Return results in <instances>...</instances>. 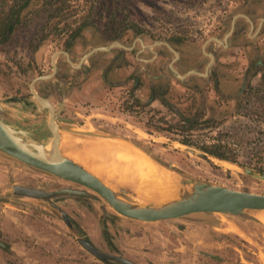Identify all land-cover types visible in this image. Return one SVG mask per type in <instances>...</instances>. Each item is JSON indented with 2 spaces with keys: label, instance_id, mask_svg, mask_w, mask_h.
Masks as SVG:
<instances>
[{
  "label": "rangeland",
  "instance_id": "374dc122",
  "mask_svg": "<svg viewBox=\"0 0 264 264\" xmlns=\"http://www.w3.org/2000/svg\"><path fill=\"white\" fill-rule=\"evenodd\" d=\"M234 1L239 0H72L75 14L67 22L60 21L50 27L49 23L54 25L58 18L49 22L45 0H29L21 22L7 40L0 41V99L5 108L0 109L5 114L2 116L17 127L36 132L43 142L49 143L52 135L48 127L49 111L30 96L29 85L35 77L51 70L54 54L67 46L71 34L79 32L76 28L83 21L86 25L73 43L75 56L86 48L107 45L118 33L130 41L134 30L143 33L148 40L174 42L182 51L187 69L192 61L198 60L204 40L214 33ZM12 2L0 0V4ZM247 42V37L241 40V43ZM256 44L264 47V35ZM247 50L232 48L222 59L224 64L230 65L227 72L236 77L234 84L224 89L228 96H220L213 84H205L200 78L189 84L169 79L172 88L166 93L167 98L188 116L185 118L196 124V128L187 131L178 125L182 117L158 101L137 109V114L129 112L123 103V88L108 85L102 79L101 69L93 70L88 78L81 75L80 86L68 87L76 78L63 59L61 63L67 72L64 96H59L57 78L51 82L38 79L36 86L53 95L49 101L57 109L56 119L62 136L65 131H73L96 140V145L116 141H111L110 136L122 137L183 175L264 193V179L243 173L239 167L225 161H206L186 151L179 142L185 136L199 145H226L234 162L264 174V73L250 80L242 96H234L250 60ZM110 56L111 52H102L92 60L104 65ZM170 58L166 53L159 58V63L167 66ZM127 60L132 61L135 69V60ZM55 61L56 66L59 65V53ZM144 79L146 81V77ZM143 91L147 98V89ZM59 98L63 99L59 102ZM202 98L204 102L200 105ZM59 110L63 112L60 118ZM198 144L192 147L203 151ZM77 151L81 153L80 148ZM48 173L0 150V264H121L105 263L84 248L79 242L81 236L69 228L61 211L50 202L13 192L14 184L58 187L59 179ZM96 196L98 204H91L89 210L74 211L76 220H72L100 249L97 238L82 227V222L91 223L89 226L101 224L100 237L110 241L114 235L104 233L109 232V226L118 224L120 230L116 234L128 249L122 252L110 243L106 251L126 254L138 264H264L262 213L195 212L180 219L149 224L119 215L104 198ZM114 215L119 218H113Z\"/></svg>",
  "mask_w": 264,
  "mask_h": 264
},
{
  "label": "flooded vegetation",
  "instance_id": "af4514ba",
  "mask_svg": "<svg viewBox=\"0 0 264 264\" xmlns=\"http://www.w3.org/2000/svg\"><path fill=\"white\" fill-rule=\"evenodd\" d=\"M226 11L227 13L222 16L223 21H219L214 33L209 35L204 40L200 49V57L198 60L192 61L187 69H185L187 64L186 60H183L182 58V51L180 48H178V46H176V44H174V42L163 39L148 40L143 33L136 32L134 30H132V32L135 34L130 41H126L122 35L118 33L111 38L107 45H98L86 48L82 50V53L79 56H75L72 49L73 43L81 34V30H79V32L71 38L67 46L58 51L59 65L57 64L56 69L54 70L52 64L51 70L49 72L41 74L34 79L40 76H47L42 79L49 82H51V80L54 78L59 79V96H64L63 84L65 81V73H67L61 63L64 59L66 61V66L70 67L74 71V77L76 78L75 81L69 82V84H67L68 87L80 86L81 82L79 79L81 75L85 78H88L93 70L101 69L102 79L108 85L111 87L123 88L122 92L125 93L123 103L126 104V108L129 112L137 114L139 112L137 109L144 108L148 105H153L155 101H158L162 106L173 111L174 113H177L180 117H188L185 116L186 114L177 108L175 104L171 102L166 96V93L170 92L172 88L171 83H169L170 78L177 79L183 84H189L191 81H193V79L200 78L205 84H213L214 90L220 96H228V93L225 92L224 89L232 86L236 77H231L230 73L227 72L230 65L224 64L225 61H222V59L229 55L228 51L232 48H248L249 50H247V55L250 58V60L247 62V66L244 68L242 84L234 96L237 98L242 96L247 90L250 80L256 75H262L264 73V47H262L260 44H256L257 40L262 35H264V0L234 1L231 5V8ZM245 37L249 38V42L241 43V40ZM116 42H119L122 45L115 44L108 50H96L93 53L87 55V53L95 47L109 46ZM65 52H68L69 55H66ZM102 52H111V56L106 64L97 65V62L92 59L98 53ZM166 53L167 56L170 55L171 58L168 62V65L164 66L161 64V62L159 63V58L166 56ZM127 58L134 59V62L137 63L136 65L140 66L137 68L135 65L134 69L133 65L131 64L132 61H128ZM170 63H173L174 68L181 75H185V77L181 78L174 76L170 69ZM152 65L154 66L153 69L151 68ZM142 72L145 74V76ZM122 74L124 75L123 79L120 78V75ZM144 77H146V81ZM119 78L120 81H118ZM37 80H35L33 84L35 91L40 96L49 100L50 96L53 95L51 93H46L39 90L36 86ZM129 83H131L130 86H128ZM31 84L29 85V90L31 93L30 96H34L35 98L34 93L31 91ZM146 89L148 91V96L147 98H144L143 90ZM196 89L199 90L198 88ZM199 93H201V90H199ZM62 99L63 98H59V102ZM203 100L204 98H202V101H200V105H202V102H204ZM54 109L55 114L57 115V109L55 107ZM0 115L2 116L5 114L4 112L0 111ZM62 115L63 112L59 110L58 117L60 118ZM55 177L59 179V186L56 188L49 187L48 184L45 187H31H35L44 191H60L64 189H71L82 192H61L53 196L42 198L50 202L52 207L59 209V211L66 212L73 220H76L74 211L77 212L80 208H86L89 210V206L91 204H98L96 195L99 194L94 190L73 180L65 179L59 176ZM185 216L187 215L170 219H180ZM89 224L91 223L86 222L85 224L82 222V227L87 232H93L94 236L98 240L97 244L104 251L107 250L106 248L110 243L116 248V250L119 249L123 252L125 251L123 249H128V247L126 248L123 246V243L121 242L122 240L118 237V234H116L120 230V226L118 224L109 226V229L107 228L109 232L106 230L104 233L107 236H110L109 234L114 235V237L111 239L112 241L100 237L99 233L101 232L102 228L101 224L99 225L97 223L98 226H89ZM116 250L111 251L108 249L106 252L131 260L126 254L120 255Z\"/></svg>",
  "mask_w": 264,
  "mask_h": 264
},
{
  "label": "water",
  "instance_id": "95a60500",
  "mask_svg": "<svg viewBox=\"0 0 264 264\" xmlns=\"http://www.w3.org/2000/svg\"><path fill=\"white\" fill-rule=\"evenodd\" d=\"M115 44L122 45L121 43L116 42L109 46L95 47L91 49L87 55L96 50H108ZM57 54L58 52L54 54L52 60L54 70L57 67L55 61ZM65 54L69 55L68 52H65ZM170 69L174 75L181 78L185 77V75H181L174 68L173 63H170ZM45 77L47 76H40L34 79L31 84V91L34 93L37 101L49 111L48 127L52 133L49 143L43 142L36 132L17 127L5 117L0 116L1 151L30 166L65 179L73 180L94 190L101 195L119 215L126 218L137 219L150 223L170 218H178L195 212L254 215L255 213L264 210V193L235 189L220 184L202 181L191 176L183 175L167 166L166 167L173 170L178 177L179 192L174 199L157 201L140 191L132 189L129 186L109 185L103 178L87 168L82 162L67 156L63 152L61 148L62 128L57 122L55 109L48 99L40 96L35 91L33 86L35 80ZM2 103L3 101L0 99V109L5 110ZM110 137L115 139L122 138L117 136ZM172 142L175 143L174 140ZM179 142L184 145V149L186 151L204 158L206 161L208 160L211 163H215L214 159L225 161L233 166L239 167L243 173L264 179V174L258 173L252 168L242 166L231 160L219 158L205 151H199L192 147L193 144L181 141ZM50 145L52 146L51 151L48 150ZM149 156L151 155L149 154ZM151 157L160 165L165 166L153 156ZM13 192L23 196L42 199L61 192L81 193L82 191L71 189L44 191L27 185L14 184ZM122 194L135 197L141 201L130 200ZM60 213L69 228L75 234L81 236L79 237L80 244L99 260L105 263L118 261L123 264H137L127 258L100 249L89 238L83 235L81 227L74 223L72 218L66 212L61 211ZM113 217L119 218L117 215H114Z\"/></svg>",
  "mask_w": 264,
  "mask_h": 264
},
{
  "label": "bare ground",
  "instance_id": "6f19581e",
  "mask_svg": "<svg viewBox=\"0 0 264 264\" xmlns=\"http://www.w3.org/2000/svg\"><path fill=\"white\" fill-rule=\"evenodd\" d=\"M117 139L119 140L96 145V140L73 131H65L61 148L67 156L82 162L111 186H129L157 201L174 199L179 192L177 174L160 165L141 147L128 140ZM78 148L81 153L77 151ZM48 150H52L51 145ZM260 213L264 219V210L258 212V215Z\"/></svg>",
  "mask_w": 264,
  "mask_h": 264
},
{
  "label": "trees",
  "instance_id": "16d2710c",
  "mask_svg": "<svg viewBox=\"0 0 264 264\" xmlns=\"http://www.w3.org/2000/svg\"><path fill=\"white\" fill-rule=\"evenodd\" d=\"M29 0H13L11 4H0V41H5L9 38L10 34L14 31L18 23L21 22V14L23 13ZM45 7L49 13V22L53 18H58V21L50 24V27H55L60 21L67 22L70 17L75 14L74 5L72 0H45ZM76 18L75 20H77ZM87 23V22H86ZM86 24L84 21L76 28L77 31L82 29ZM76 33L73 32L71 37ZM178 125L182 126L183 131L192 130L196 128V124L189 118L182 117L178 122ZM181 142L198 144L194 139H190L184 136ZM199 148L205 152L213 154L219 158L236 161L232 156L227 153L228 147L220 143L213 144H198Z\"/></svg>",
  "mask_w": 264,
  "mask_h": 264
},
{
  "label": "crops",
  "instance_id": "0c3cea01",
  "mask_svg": "<svg viewBox=\"0 0 264 264\" xmlns=\"http://www.w3.org/2000/svg\"><path fill=\"white\" fill-rule=\"evenodd\" d=\"M110 140L112 141V140H115V139H110ZM116 140H119V139H116ZM105 141H109V140H105ZM124 141H125V140H124ZM118 220H119V219H118Z\"/></svg>",
  "mask_w": 264,
  "mask_h": 264
}]
</instances>
